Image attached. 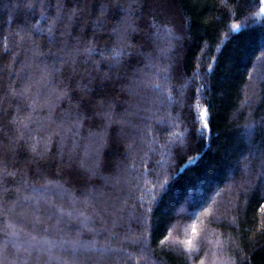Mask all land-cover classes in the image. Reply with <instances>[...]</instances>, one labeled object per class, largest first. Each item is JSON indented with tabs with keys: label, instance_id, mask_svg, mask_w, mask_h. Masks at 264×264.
Here are the masks:
<instances>
[{
	"label": "trees",
	"instance_id": "1",
	"mask_svg": "<svg viewBox=\"0 0 264 264\" xmlns=\"http://www.w3.org/2000/svg\"><path fill=\"white\" fill-rule=\"evenodd\" d=\"M117 4L131 12L136 30L124 39L133 55L109 72L110 62L100 53L109 55L119 44L113 29L126 27ZM261 6L260 0H166L162 8L154 6L157 30L139 0H0V100L10 86L19 90L28 77L40 79L46 57L33 56L28 36L48 52L35 32L42 28L47 34V17H62L57 28L68 50L89 42L97 49L92 58H79L75 73L57 64L62 72L48 78L52 86L87 84L88 95L77 89L70 103L53 96L51 115L47 107L33 112L10 95L0 104V161L17 172L0 195V264H74L67 242L76 239L95 242L96 249H118H81L76 264H264ZM101 8L105 26L97 30L92 24ZM73 11L78 14L69 24ZM54 59L47 57L50 65ZM157 83L171 91L173 101L153 87ZM37 88L47 91L34 84L32 92ZM109 105L112 123L103 117ZM77 107L86 117L83 125L66 132ZM204 108L207 128L200 117ZM18 114L31 115L35 139L59 133L42 171L31 162L35 140L28 132L13 144L18 133L10 121ZM173 132L182 134L177 145L169 142ZM24 174L28 184L22 185ZM103 208L123 211L112 215ZM141 235L146 252L143 243L132 242ZM188 239L191 251L184 244Z\"/></svg>",
	"mask_w": 264,
	"mask_h": 264
},
{
	"label": "snow or ice",
	"instance_id": "2",
	"mask_svg": "<svg viewBox=\"0 0 264 264\" xmlns=\"http://www.w3.org/2000/svg\"><path fill=\"white\" fill-rule=\"evenodd\" d=\"M166 0H139V6L144 8L146 11H150L153 14V20L151 22V27L154 29L158 30V21L156 20L155 13H156V7L154 6H161L163 3H165ZM260 4L262 5L260 7V13H264V0H260ZM116 7L120 9L122 12L125 13L124 18L121 20L122 24H125L126 27L123 32H121L118 29H113L114 32H117V39L119 41V44L116 48H113L111 50V53L109 55H104L103 52L100 53L101 58L105 61H109L110 63L108 64V69L109 72H112L113 70H118L121 64L124 62L125 57H129L133 55L132 51H130V45L124 42L125 36L127 35L128 30L130 29L131 31H135L136 28L135 26L130 22V17H131V12L128 9H125L122 4H117ZM78 13L76 11H73L68 14V23L71 24L73 23L72 17L76 16ZM104 16H105V10L101 8L99 16L94 19L92 26L100 30L102 29L104 25ZM47 19L51 20V24L47 28V34L45 35L44 29L42 28H37L35 30L36 34L38 35L39 39H44L47 43L48 47V52L43 51V49L40 47V44L37 42V40L32 36L29 35L28 39L32 41V43L35 45L34 51H33V56L34 57H40L44 56L46 57L45 60L41 61V64H43V68L40 69L41 75L40 79L33 81L31 77H28L26 82L23 84V86L17 90L15 88H11L10 86V92L6 94L3 98V100H0V104H3L5 102H8V97L9 95L13 98H19L20 100H23L28 107H30L33 112H35L38 108L43 109L45 107L49 108V115H51V112L54 109V104L55 102L52 100V97L55 96L56 101L63 102L64 100L69 101V103L72 100V93L75 92L77 89H79V92L82 95H88L90 92V89L88 88L87 84H76L73 86L71 83L64 84V81H61V84H64L63 87H60L59 85L52 86L51 81L48 79L49 77H52L54 73L56 72H62L60 67H57V64L61 65H67L70 70L75 73L77 71V63L78 60L81 56L87 57V58H92L93 54L97 51V49L92 45L91 42L87 43L84 45L83 48L80 47L79 43L77 45L69 49V42L67 40H61V37L64 36L63 32L58 33V28H57V21H62V17L60 15H56L55 18L53 19L51 16L47 17ZM166 26V25H165ZM233 29H239L240 25L234 24L232 25ZM169 34L173 36L174 39H179L180 37L175 36L173 33L172 29H168ZM68 36H72V33L69 32L67 33ZM23 40L24 37H21ZM77 40H79V37H76ZM58 49V51H53V49ZM68 50V51H66ZM59 53H64L63 56H60ZM52 56L56 57L52 61V64L50 65L48 63L47 57ZM81 63H88V59H85L83 61H80ZM93 64H95V61H93ZM39 68V65H37ZM211 70V67L210 69ZM162 71L166 72L167 69H163ZM89 75H91L89 73ZM69 81H71V77H68ZM105 79H111V76L105 75ZM165 83L168 82V77H164ZM40 85L44 88L47 89L45 92H41L39 88H37V91L34 93L32 92L33 85ZM153 87L157 90H164L167 91V98L169 101H173L172 93L169 90H166L163 88V86L159 83L154 84ZM187 87V85L182 86L181 88V95L183 94V88ZM41 96H43V100L41 101ZM17 112H20V108L17 107ZM69 115H71V112H69ZM113 116L114 113L112 111L111 105L108 106V109L103 113L104 119L109 121V123L113 122ZM208 116V110L207 108L202 109L200 113L201 119L204 121L203 126L204 128L208 127L207 119L206 117ZM86 118L84 117V114L79 110L77 107V113H76V119L72 122V126L65 131H71L72 128H79L83 125V119ZM32 117L31 115L22 117L19 114L15 117H13L10 121L12 125L15 126V131L18 133L16 136V139L13 141V144L19 143L20 140L25 139V132H28L30 135L28 136V139L35 140L34 143L29 145V150L33 154L31 158V162L37 165V170L42 171L41 162L47 163L49 160V151L52 145L53 138L56 135H59L58 132L53 131L51 133H48L47 135L40 136L39 139H35L34 136L31 135L32 129L30 128L29 122H31ZM53 123H55L53 121ZM63 124V121L61 122ZM44 125H41V128H43ZM59 127V125H58ZM39 134V133H38ZM181 136L177 135V133L173 132L171 137H170V144L172 145H177L178 142L181 141ZM10 147V150L15 151L14 147ZM262 167H264V162L261 164ZM17 175L16 171H9L7 164L4 163L3 161H0V187H2V193L0 195L6 194L9 189L6 186L7 184V178L8 177H15ZM20 184H28V179L26 178V174H24L21 177V181L19 182ZM19 187L17 188V191H19ZM24 199H28L25 197ZM87 203V201H85ZM150 210V209H149ZM101 212L104 213H110L112 215H115L118 212L123 211V209H112L110 212L109 208H103L100 210ZM212 208H208L205 210L206 214L211 215L213 213ZM261 211L264 212V207L261 208ZM63 212V210H61ZM69 216H71V213H68ZM80 215H83V213H80ZM99 215V213H98ZM103 219V217H100ZM85 219H90L89 217H86ZM39 220V218H37ZM115 223V221H114ZM8 227H14L13 225H9ZM92 231L93 229H89ZM196 229L195 227L193 228V233H195ZM15 232L10 233V235H15ZM168 239V237H165L164 240H162L160 243L163 244L165 241ZM33 241H36V237H32ZM133 243H143L145 245L144 248H142V252L147 251V241L146 238L141 235L140 237H135L132 239ZM40 243H48L47 241L41 242L37 241V244ZM71 245V251L73 253V261L74 264H76L77 257L75 253L79 252L81 249L87 251L90 249H96L95 242H90L89 244H84L81 242L79 239L69 241L67 242ZM219 243V241H218ZM186 245L187 249L191 251L192 246H193V241L192 239H188L187 241L184 242ZM51 251V249H48ZM97 251H118V249H113V248H102V249H96ZM27 251V249H25ZM145 260L148 259L147 255H144L143 257ZM203 264V261L201 262Z\"/></svg>",
	"mask_w": 264,
	"mask_h": 264
},
{
	"label": "rangeland",
	"instance_id": "3",
	"mask_svg": "<svg viewBox=\"0 0 264 264\" xmlns=\"http://www.w3.org/2000/svg\"><path fill=\"white\" fill-rule=\"evenodd\" d=\"M264 14V13H263Z\"/></svg>",
	"mask_w": 264,
	"mask_h": 264
}]
</instances>
